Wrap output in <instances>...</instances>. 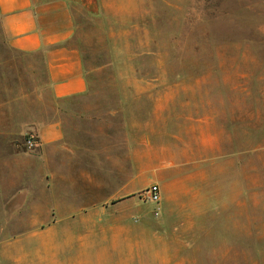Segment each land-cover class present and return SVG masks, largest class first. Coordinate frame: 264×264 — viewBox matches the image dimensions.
Here are the masks:
<instances>
[{
	"label": "rangeland",
	"instance_id": "obj_1",
	"mask_svg": "<svg viewBox=\"0 0 264 264\" xmlns=\"http://www.w3.org/2000/svg\"><path fill=\"white\" fill-rule=\"evenodd\" d=\"M95 1H73V40L82 108L108 134L75 137L71 164L52 147L47 173L14 160L0 264H264V0ZM33 65L0 25V159L31 155L26 127L53 103ZM90 147L114 157L96 165ZM122 226L135 250L116 249Z\"/></svg>",
	"mask_w": 264,
	"mask_h": 264
},
{
	"label": "crops",
	"instance_id": "obj_2",
	"mask_svg": "<svg viewBox=\"0 0 264 264\" xmlns=\"http://www.w3.org/2000/svg\"><path fill=\"white\" fill-rule=\"evenodd\" d=\"M73 1L0 0V25L9 47L35 61L33 68L41 72L44 88L48 91L53 102L52 105H48L46 118L33 114L31 124L26 127V129H32L37 139L36 148L32 150L31 155L26 156L14 152L11 150L14 148L11 147L7 149L9 152L0 159V176L2 175L0 178V201H2V205L6 203L7 199L4 192L22 184V180L21 182L13 180L10 188L7 186L8 176L17 175V170H19V165L13 164L14 160L30 159L28 165H31L32 162V165L36 166L41 173L42 171L47 173L50 168L55 166L53 159L56 157L57 151L51 152L49 149L52 147H63L65 150L59 151L70 155L71 164L75 157L73 156L74 151H72L75 137L80 136L81 141H83L82 137H88V142L90 139L95 140L99 135L108 134L103 125H98L95 122V119H98V111L94 110V106L87 103L86 109L82 108L85 100H89L92 89L88 88L81 53L74 45L73 34L77 27V18ZM108 1H95L99 12H110ZM114 112L117 110L110 114L113 115ZM64 117L67 118L66 123L67 120H70L66 126ZM68 147L70 148L68 149ZM209 147L210 144L204 150L205 155L203 156L208 161L215 159V144L212 143L211 156ZM85 153H88L89 158L98 159L96 165L100 166L103 163L99 160L104 155H107L108 158L114 157L113 152L99 151L92 147ZM126 158L128 160L135 158V152L129 149ZM128 175H130V171H128ZM203 178L205 179L204 176ZM19 186L17 190H20L21 185ZM202 188L203 186L198 185L197 191L201 192ZM212 202H214V198ZM127 229L125 226L121 227L119 240L122 241L116 244L117 250H135L134 239L129 236ZM158 249L166 250L162 247H158Z\"/></svg>",
	"mask_w": 264,
	"mask_h": 264
},
{
	"label": "built area",
	"instance_id": "obj_3",
	"mask_svg": "<svg viewBox=\"0 0 264 264\" xmlns=\"http://www.w3.org/2000/svg\"><path fill=\"white\" fill-rule=\"evenodd\" d=\"M37 144L36 140L34 138H28L27 140V146L29 148L35 147ZM147 197L149 200L157 202L160 199V190L158 186L153 185L151 186L147 191Z\"/></svg>",
	"mask_w": 264,
	"mask_h": 264
}]
</instances>
